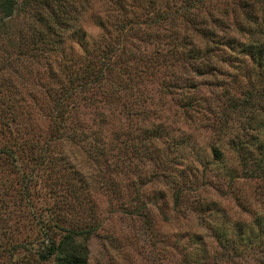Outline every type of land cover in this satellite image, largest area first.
<instances>
[{
	"label": "trees",
	"instance_id": "obj_1",
	"mask_svg": "<svg viewBox=\"0 0 264 264\" xmlns=\"http://www.w3.org/2000/svg\"><path fill=\"white\" fill-rule=\"evenodd\" d=\"M227 4L0 0V263L92 264L89 241L99 231L124 236L105 226L115 217L137 222L153 249L143 179L116 181L129 152L157 171L148 187L160 184L173 211L189 209L210 230L212 264H244L232 253L256 247L254 263L264 264V212L230 222L215 201L196 194L212 185L205 169L225 158L227 184L238 177L264 183V3ZM16 16L21 25L8 24ZM215 48L232 52L217 56L241 68L242 85L232 81L233 89L220 85L202 98L195 77L216 70ZM176 91L168 116L161 98ZM249 110L259 117L242 123ZM121 114L127 130L116 133L111 123ZM204 129L218 137L206 145L209 159L194 141ZM71 144L88 151L89 173L69 162ZM187 158L203 162L197 174L176 167ZM124 248L110 246L109 255L122 258ZM190 261L184 253L177 264Z\"/></svg>",
	"mask_w": 264,
	"mask_h": 264
},
{
	"label": "rangeland",
	"instance_id": "obj_2",
	"mask_svg": "<svg viewBox=\"0 0 264 264\" xmlns=\"http://www.w3.org/2000/svg\"><path fill=\"white\" fill-rule=\"evenodd\" d=\"M209 3H229L224 6L225 9L230 10L238 7L236 3H264V0H208ZM217 8H222V5H218ZM15 24L17 26L21 25L20 16L11 18L8 24ZM229 24V20H227ZM232 28V27H230ZM85 29L93 35L97 29L92 23L86 21ZM225 49L215 48V57L212 59L215 65V71L210 74H204L195 77L197 80L196 91L203 98L207 97L210 92L219 90L220 85H226L230 87L233 84L237 86L242 85V75L240 73L241 68L238 70H233L229 65V62L219 60L217 55L223 58H232V52ZM230 53V55H228ZM231 89L233 87L231 86ZM177 93H168L162 99L164 106L162 107V113L165 112L168 116L172 115L174 109H176V99ZM119 120L111 123L110 130L112 129L116 133L118 130H127L125 128L124 116L121 114ZM181 115L175 116L178 122H180ZM206 117V116H204ZM248 117H259V114L255 110H249L244 113L241 117L242 123L246 121ZM131 119H133L131 117ZM204 121V119H202ZM210 123V120H207ZM132 120L129 122L131 124ZM176 124V123H175ZM251 124L250 127H253ZM218 142V137L215 139V134L208 130H199L194 134V141L197 147L203 149L201 152L202 156H207L209 159V154L207 152L206 145L209 141ZM222 149L223 144L221 143ZM87 147V146H86ZM125 161L128 162L129 166H125L118 171L117 182H123L131 180L134 182L137 178L134 175L140 176L143 183L141 186L145 189L144 199H151L152 203L150 205V212L152 213V221L154 231L157 233L156 245L153 249L149 247V242L153 238L147 236L146 234H140L137 222H131L130 220L122 221L115 218H110L105 221L106 227H113L115 231L119 228V233H124V236L116 234V236L103 235L101 231L99 234L94 236L89 241L90 256L92 264H177L180 261L184 253L190 255V264H212L211 259V249L213 247V242L210 237V230L203 226L195 213L188 210L183 211H173L170 206V201L168 200V195L161 191L163 187L160 184L155 186H150L151 180H148V175L153 172L151 179L153 180L158 176V173L153 167L146 163L145 161L135 162L136 159L132 155L130 157L129 152L126 154ZM89 153L86 148H80L71 144V150L68 153V160L71 163H79L82 165V169L88 173L91 171L92 164H90ZM124 163V162H123ZM203 162L198 160H193L187 158L183 162L176 164L179 169L181 167H186V173L190 174L194 172L197 174L202 168ZM231 165V160L225 158L223 166H212V170L207 172L204 171V179L211 182V186H202V192H196L199 197H207L215 203H217L221 209L225 218L230 221L247 222L256 212H264V183L256 178L238 177L233 179L229 184L226 183L227 178L225 177L227 166ZM127 168V171H126ZM95 178V176H94ZM99 185V184H97ZM96 186V185H95ZM133 192V191H132ZM156 194V195H153ZM157 196L153 200L152 197ZM201 197V198H202ZM99 207L105 205L103 197H101ZM220 218V217H219ZM219 221V220H218ZM135 225V226H134ZM127 236V241H126ZM117 237V238H115ZM130 240L132 243H128ZM110 246L122 247L124 246V252H122V258L116 256H110L108 249ZM137 246H139L137 248ZM242 250V248H240ZM256 248L251 250L246 249L244 253H232V255H242V261L244 264H255L254 260L258 259L260 252L256 251ZM259 250V249H258ZM116 255V254H115ZM117 258V263L113 260ZM164 257V258H163ZM236 258H233L235 261ZM3 264V263H0Z\"/></svg>",
	"mask_w": 264,
	"mask_h": 264
}]
</instances>
